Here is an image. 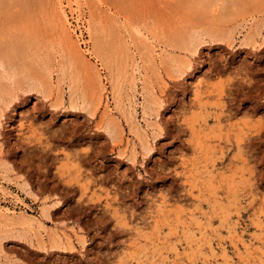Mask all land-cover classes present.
<instances>
[{
  "label": "rangeland",
  "instance_id": "374dc122",
  "mask_svg": "<svg viewBox=\"0 0 264 264\" xmlns=\"http://www.w3.org/2000/svg\"><path fill=\"white\" fill-rule=\"evenodd\" d=\"M0 264H264V0H0Z\"/></svg>",
  "mask_w": 264,
  "mask_h": 264
},
{
  "label": "bare ground",
  "instance_id": "6f19581e",
  "mask_svg": "<svg viewBox=\"0 0 264 264\" xmlns=\"http://www.w3.org/2000/svg\"><path fill=\"white\" fill-rule=\"evenodd\" d=\"M56 1H57V0H56ZM55 8H56V7H55ZM62 12H63V11H62ZM53 17H54V16H53ZM77 55H78L77 52H76V51L74 50V48H73V57H74V58H79V57H77ZM42 74H43V73H42Z\"/></svg>",
  "mask_w": 264,
  "mask_h": 264
}]
</instances>
